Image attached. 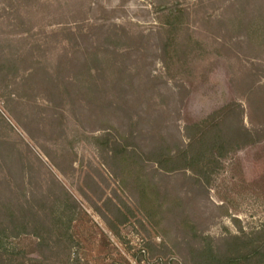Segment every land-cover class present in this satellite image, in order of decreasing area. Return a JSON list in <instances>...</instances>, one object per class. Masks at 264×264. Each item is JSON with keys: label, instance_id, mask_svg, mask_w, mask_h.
<instances>
[{"label": "rangeland", "instance_id": "rangeland-1", "mask_svg": "<svg viewBox=\"0 0 264 264\" xmlns=\"http://www.w3.org/2000/svg\"><path fill=\"white\" fill-rule=\"evenodd\" d=\"M215 112L253 142L201 184L161 168ZM0 114L18 144L0 203L52 237L14 238L29 256L192 264L200 235L264 241V0H0Z\"/></svg>", "mask_w": 264, "mask_h": 264}, {"label": "trees", "instance_id": "trees-1", "mask_svg": "<svg viewBox=\"0 0 264 264\" xmlns=\"http://www.w3.org/2000/svg\"><path fill=\"white\" fill-rule=\"evenodd\" d=\"M222 121L223 120L219 118L218 112H215L209 117L196 122L194 124L195 133L190 134L187 132V142L176 143L174 146L171 144V153L168 154V159L165 158V160L159 162L161 168L168 170L169 168H166V163L169 161L171 162V174L179 171H191L196 176L197 182L199 184L203 183L202 180H204V175L207 177L208 174L207 170L212 169L213 163L217 161L215 159L216 156L223 157L235 146L238 145V147H240L249 141H251L249 143L253 142V135L245 126H240L235 131V135L233 132L229 137V134L225 133L222 128ZM7 126L10 127V130H13L11 123L0 114L1 167L2 165H8V161L5 158L9 154H14L18 145L17 141L11 138V134L5 131V128L9 129ZM129 149L130 146L127 144L122 147V152L129 153ZM23 167L24 162L22 171ZM7 182L8 181L4 183ZM12 205L13 204L8 201L0 203V264H49L46 262L49 259V257H47V259L45 258L46 255L42 254L43 258L29 256V254L14 241V238L22 234L30 233L36 235L40 241H46L52 239V237L49 235H40L37 234V232H28L27 228L30 221L27 219V213H23L21 209H13ZM33 214L37 215L40 213L36 211ZM15 229L18 230L16 231ZM63 237L67 238L68 235L64 234L56 238H58L59 241H63L65 240ZM198 237L207 239V242L199 248L193 247L190 250L193 260L192 264H264V241L252 247H248L251 241L246 239L243 243L244 246L236 243L237 245L233 246L232 249L226 253H220L214 248L211 241H209L211 238L202 235ZM57 256H60V262L51 264H82L81 258L76 255L72 249H69V245L62 251L57 252Z\"/></svg>", "mask_w": 264, "mask_h": 264}]
</instances>
